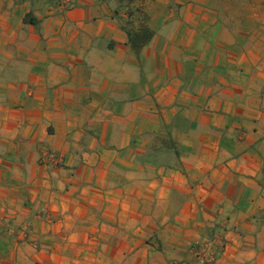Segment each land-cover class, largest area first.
Returning a JSON list of instances; mask_svg holds the SVG:
<instances>
[{
  "label": "crops",
  "instance_id": "0c3cea01",
  "mask_svg": "<svg viewBox=\"0 0 264 264\" xmlns=\"http://www.w3.org/2000/svg\"><path fill=\"white\" fill-rule=\"evenodd\" d=\"M72 1L0 0V264H264V0Z\"/></svg>",
  "mask_w": 264,
  "mask_h": 264
},
{
  "label": "trees",
  "instance_id": "16d2710c",
  "mask_svg": "<svg viewBox=\"0 0 264 264\" xmlns=\"http://www.w3.org/2000/svg\"><path fill=\"white\" fill-rule=\"evenodd\" d=\"M27 20L29 21H35L33 18L28 17ZM130 38L132 39L134 45L137 48L142 47L146 41H148L152 37V30L149 27L139 28L137 30H134L132 28L129 29Z\"/></svg>",
  "mask_w": 264,
  "mask_h": 264
},
{
  "label": "built area",
  "instance_id": "2783aa9c",
  "mask_svg": "<svg viewBox=\"0 0 264 264\" xmlns=\"http://www.w3.org/2000/svg\"><path fill=\"white\" fill-rule=\"evenodd\" d=\"M59 4L65 7L72 6L73 1L72 0H57ZM196 257L198 258L197 264H207L208 262V255L205 251L199 250L198 252L196 251Z\"/></svg>",
  "mask_w": 264,
  "mask_h": 264
},
{
  "label": "rangeland",
  "instance_id": "374dc122",
  "mask_svg": "<svg viewBox=\"0 0 264 264\" xmlns=\"http://www.w3.org/2000/svg\"><path fill=\"white\" fill-rule=\"evenodd\" d=\"M123 1H130V0H123ZM135 23H133L132 27L134 30H137V29H141V28H144L146 27V20H147V16L146 14H140V13H136V16H135Z\"/></svg>",
  "mask_w": 264,
  "mask_h": 264
}]
</instances>
